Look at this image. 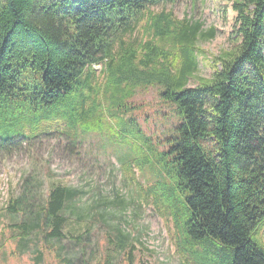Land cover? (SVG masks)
<instances>
[{
    "label": "trees",
    "instance_id": "trees-1",
    "mask_svg": "<svg viewBox=\"0 0 264 264\" xmlns=\"http://www.w3.org/2000/svg\"><path fill=\"white\" fill-rule=\"evenodd\" d=\"M161 1L0 0V155L52 128L71 148L84 141L93 148L96 133L120 131L152 152L135 116L126 115L135 105L121 99L139 85H163L158 95L179 120L156 159L167 179L157 198L181 233L180 251L194 264H264V0H232L235 41L218 56L221 67L194 86L187 84L197 67L195 41L213 37V29L152 13ZM143 18L151 38L125 44L123 35ZM98 64L104 67L96 76ZM104 72L105 84L98 78ZM32 180L21 176L23 185ZM174 196L185 212H170ZM78 197L56 184L37 204L31 219L45 245L63 237ZM31 198H10L7 211L25 212ZM101 224L113 233L122 263L134 264L130 237ZM75 238L85 245L84 235Z\"/></svg>",
    "mask_w": 264,
    "mask_h": 264
},
{
    "label": "rangeland",
    "instance_id": "rangeland-1",
    "mask_svg": "<svg viewBox=\"0 0 264 264\" xmlns=\"http://www.w3.org/2000/svg\"><path fill=\"white\" fill-rule=\"evenodd\" d=\"M149 10L154 14L170 12L176 20L199 21L204 31L213 29V37L195 41L197 67L187 85L210 78L221 67L218 56L231 49L236 38L232 0H163ZM144 23L145 18L123 35V42L134 46L149 40ZM169 52H173L171 48ZM103 67L95 65L96 76ZM98 78L105 84L106 72ZM162 89L163 85H139L131 97L121 99L123 105H135L126 115L135 116L150 138L152 152L118 131L114 136L96 133L90 153L87 141L71 148L52 128L11 155H0V264H124L121 251L114 247L115 237L101 224L103 221L119 226L121 233L130 237L134 264H194L180 251L177 237L181 233L157 198L156 187L167 179L161 177L156 159L179 120L174 106L158 95ZM103 101L107 103L108 94ZM143 157L150 161L140 163ZM21 176H32L30 185H23ZM56 184L79 192V212L68 215L59 242L52 240L45 245L37 221L31 218L37 204L46 200ZM27 192L32 198L25 212L9 213V199ZM170 206V212H185L178 196L171 198ZM80 234L86 238L84 246L75 238ZM57 254L67 261H61Z\"/></svg>",
    "mask_w": 264,
    "mask_h": 264
}]
</instances>
